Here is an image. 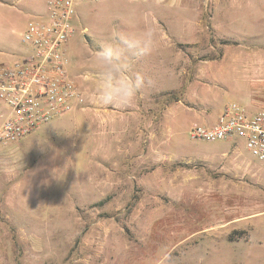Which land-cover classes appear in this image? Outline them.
I'll list each match as a JSON object with an SVG mask.
<instances>
[{
	"label": "rangeland",
	"instance_id": "374dc122",
	"mask_svg": "<svg viewBox=\"0 0 264 264\" xmlns=\"http://www.w3.org/2000/svg\"><path fill=\"white\" fill-rule=\"evenodd\" d=\"M142 5L78 0L64 51L70 58L77 39L99 51L102 39L131 34L126 23L157 18L168 71L159 97L176 95L145 116L151 127L102 143V154L92 123L61 118L0 144V264H156L161 250L171 264H264V169L241 138L191 137L230 104L264 110V0ZM45 11L46 0H0V66L14 62L6 43H23ZM5 112L0 102V130Z\"/></svg>",
	"mask_w": 264,
	"mask_h": 264
},
{
	"label": "built area",
	"instance_id": "2783aa9c",
	"mask_svg": "<svg viewBox=\"0 0 264 264\" xmlns=\"http://www.w3.org/2000/svg\"><path fill=\"white\" fill-rule=\"evenodd\" d=\"M77 4L78 0H46V20L28 23L24 36L28 54L0 66V102L6 107L0 144L16 143L85 106L87 96L70 77V60L64 51L77 33ZM191 137L205 142L241 138L254 162L264 169V110L249 113L239 104H230L216 122L195 123Z\"/></svg>",
	"mask_w": 264,
	"mask_h": 264
},
{
	"label": "crops",
	"instance_id": "0c3cea01",
	"mask_svg": "<svg viewBox=\"0 0 264 264\" xmlns=\"http://www.w3.org/2000/svg\"><path fill=\"white\" fill-rule=\"evenodd\" d=\"M144 3L143 11L159 10L160 0H142ZM157 6V8H156ZM33 5L27 2V10L33 9ZM150 9V10H149ZM28 19V17H27ZM29 22H27L28 25ZM125 28H132L133 31L130 35L141 36L145 32L152 33V46L150 51L142 55L139 59L131 60L130 75L135 78L136 74H140L144 78L143 86L139 88L136 100L121 108H113L110 105H100L97 100V83L98 77L101 76V68L98 63L97 53L98 51L91 50L85 44L79 45L80 41L77 39L72 43L73 53L69 58L68 73L70 77L75 81L76 85L85 93L87 101L85 106L80 107L72 113L59 119V122L63 125H69V123H91L95 126V136L99 142L96 149L99 154H102V150L105 148L102 143H106L110 140L127 139L130 132L137 133L143 129L145 123L148 127H151L150 120H145V116L153 119L155 113L159 111V101L157 98L161 92H166L161 88V85L167 84V65L161 63V49L164 48L161 45V38L164 30L161 28L160 20L156 19H143L135 23L128 22V25H123ZM129 35V33H128ZM112 39V38H109ZM108 39H102L105 41ZM113 40V39H112ZM100 41V47L101 42ZM24 43V42H23ZM8 41L6 43L7 54L5 56L8 61H15L18 56H23L30 51V48L26 43ZM66 45L65 50L68 49ZM100 47L98 49H100ZM125 60H130V54L125 53L122 57ZM11 59V60H10ZM184 70H180L178 73H173L176 78L177 84L173 85L170 89L178 90L183 86L185 79V60L183 62ZM257 70V69H256ZM257 72V71H256ZM148 108V111L146 109ZM146 111V112H145ZM157 115V114H156ZM148 118V119H149ZM157 116H155V119ZM142 131V130H141ZM95 139V138H94ZM255 165H259L254 162ZM250 166V165H249ZM251 167V166H250Z\"/></svg>",
	"mask_w": 264,
	"mask_h": 264
},
{
	"label": "clouds",
	"instance_id": "9594fccd",
	"mask_svg": "<svg viewBox=\"0 0 264 264\" xmlns=\"http://www.w3.org/2000/svg\"><path fill=\"white\" fill-rule=\"evenodd\" d=\"M152 40V33L145 32L138 37L122 34L115 41L108 39L101 42L97 53L101 68V76L98 77L97 83V100L100 105L121 108L136 100L144 78L140 74H136L135 78L129 74L130 61L139 59L150 51ZM125 53L130 54V60L122 58ZM156 264H171V252L161 250Z\"/></svg>",
	"mask_w": 264,
	"mask_h": 264
},
{
	"label": "trees",
	"instance_id": "16d2710c",
	"mask_svg": "<svg viewBox=\"0 0 264 264\" xmlns=\"http://www.w3.org/2000/svg\"><path fill=\"white\" fill-rule=\"evenodd\" d=\"M184 89H185V86H184ZM172 94L174 95L175 93H172ZM172 94H170V93H169V94H164V95H162L161 97H158V98H157V101L160 102L162 99H167V100H168L169 98H172V97H171ZM175 95H176V94H175Z\"/></svg>",
	"mask_w": 264,
	"mask_h": 264
}]
</instances>
